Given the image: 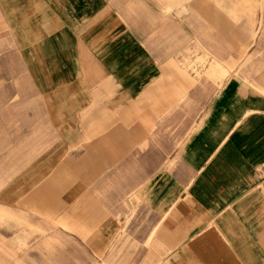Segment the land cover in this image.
<instances>
[{"label": "crops", "instance_id": "1", "mask_svg": "<svg viewBox=\"0 0 264 264\" xmlns=\"http://www.w3.org/2000/svg\"><path fill=\"white\" fill-rule=\"evenodd\" d=\"M234 59L186 0H0V264H264V91Z\"/></svg>", "mask_w": 264, "mask_h": 264}, {"label": "rangeland", "instance_id": "2", "mask_svg": "<svg viewBox=\"0 0 264 264\" xmlns=\"http://www.w3.org/2000/svg\"><path fill=\"white\" fill-rule=\"evenodd\" d=\"M242 4L243 0H186L187 8H217L233 20L235 59L223 62L224 68H228L232 71V75L241 77L257 90L264 91V0H249L246 8ZM259 25H262V30L251 43L249 31ZM244 27L249 30H246V41L242 43L243 38L239 32ZM199 64L203 68V76H207L215 83H221L224 80L221 75L211 73V70L215 68V62L196 61L189 64L188 68L194 70Z\"/></svg>", "mask_w": 264, "mask_h": 264}]
</instances>
